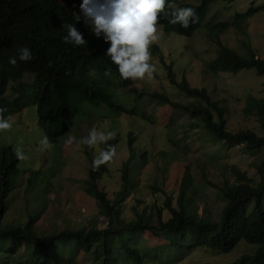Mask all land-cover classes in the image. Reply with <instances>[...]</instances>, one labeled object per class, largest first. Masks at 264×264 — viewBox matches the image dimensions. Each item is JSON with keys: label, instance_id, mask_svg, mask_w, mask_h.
Instances as JSON below:
<instances>
[{"label": "trees", "instance_id": "16d2710c", "mask_svg": "<svg viewBox=\"0 0 264 264\" xmlns=\"http://www.w3.org/2000/svg\"><path fill=\"white\" fill-rule=\"evenodd\" d=\"M235 1L169 0L193 7L199 19L184 29L161 16L163 37L191 38L205 29L216 54L204 62V72L222 76L254 70L264 76V59L248 41L237 38L236 48L222 41L230 30L245 35L250 19L262 6L250 2L245 10L236 9L210 23L212 4ZM75 17L64 0H0V107L7 110L5 116H15L35 105L37 126L55 144L56 153L63 136L72 134L78 141L95 125L106 123L117 133L109 143L127 149L118 169L120 183L109 194L102 182L110 173L109 164L92 169L94 156L107 145H81L86 177L79 180L80 188L95 214L86 222L70 220L62 213L45 217L46 195L55 187L57 176L56 154L46 167L49 172L20 168L22 161L0 131V264H80L88 257L92 264H172L198 247L229 253L240 242L255 249L248 252V248L237 264H264V98L249 94L242 110L244 116L256 119L260 132L245 126L233 131L224 100L213 98L206 86L190 84L186 64L179 74L177 64L159 44L150 45L151 61L165 75L168 91L121 79L106 55L109 44ZM64 24H74L87 43H65ZM21 46L31 50L32 59L18 60L13 66L9 57L17 56ZM106 68L111 75H104ZM90 69L96 70L95 76ZM26 75L32 79L25 81ZM121 115L153 125L156 139L167 143L160 152L165 155L164 164L155 166L145 184L151 203L144 201L139 189L141 172L152 157L151 145L140 148L134 130L115 129ZM191 135L202 142L204 152L189 159ZM206 143L213 144L208 151ZM231 147L253 155L255 175L230 161L227 150ZM173 162L177 166L169 172ZM36 177L42 178L36 181ZM204 187L215 192V213ZM20 197L23 219L8 218ZM100 221L105 224L102 228Z\"/></svg>", "mask_w": 264, "mask_h": 264}, {"label": "rangeland", "instance_id": "374dc122", "mask_svg": "<svg viewBox=\"0 0 264 264\" xmlns=\"http://www.w3.org/2000/svg\"><path fill=\"white\" fill-rule=\"evenodd\" d=\"M195 1L197 0H183V2ZM64 2L69 8L73 9L76 16L80 17L79 20L84 26L91 29L90 25L84 22L85 18L80 8L82 0H64ZM250 2H255L256 5L262 6L263 9L259 11L255 17L250 19L247 33L241 35L234 30H230L222 35V41L224 44L229 45V47L236 48L239 44L237 38L245 39L256 49L258 55L264 59V0H237L232 4L216 2L211 6L209 19L211 23L222 20V18H227L229 14H232L236 9L245 10ZM153 42L159 44L161 49L175 61L179 68V74L182 72V64H186L185 75L190 84L206 86L213 98L224 100L223 103L228 108L227 119L231 130L235 131L245 126L260 132L256 119L253 116H244L242 110L245 99L249 94L264 98V76H258L254 70H242L234 75L225 74L222 76H212L204 72V62L210 60L216 54V45L207 38L205 29L198 31L191 38L177 37V35L174 34L163 37L160 36L158 32L157 39ZM151 56L153 58L152 54ZM152 63L156 64V62ZM24 79L25 81H30L32 77L26 75ZM136 80L138 85H146L147 87L168 91L163 72L157 71L152 79ZM175 96L183 98L180 94H175ZM13 117L16 123L13 125L12 129L10 131H0L3 132L4 137L14 149L18 146L22 147L28 155L29 159L22 161L20 163V168H30L44 172L53 154H56L57 163L54 168L57 171V176L53 180L55 187L46 195V199L48 200L46 202L48 205V215H45V217H52L57 213H62L70 220L86 222V218L93 216L95 211L93 210V206H91L92 204H90L89 198L83 194L80 188L79 180L86 177L84 166L86 161L81 150V145L77 142H73L70 145L66 144L65 142L68 137L74 136L68 134L61 138L58 147L59 151L57 153L55 144H51L52 146L50 149L41 152L39 151V140L44 136V133L37 126L35 105L31 104L26 106L20 113H16ZM117 120L119 122L115 125V129L130 128L134 130L139 138L138 144L140 148L146 147L149 143L151 145L150 153L152 157L147 163V167L141 172V184L139 188L140 193L145 197L143 198L144 201L151 203L153 198L150 197L151 193L146 189L145 184L148 183L150 174H154L155 166L164 164L165 155L160 152H162L164 144L167 143L156 139V128L153 125L143 124L136 118H130L125 115H121ZM95 127L99 130L111 131L107 128L106 123L101 125L97 124ZM193 138L196 140H193ZM201 145L202 142L197 140L195 135H191L187 157L192 159L194 156L201 155L202 152H204ZM98 146H96V148H98ZM209 146H213V144L206 143L204 150L208 151ZM171 156L176 157L173 151ZM227 156L231 162L237 163L241 168L245 169L249 175H255L253 155L244 154L238 148L231 147L227 150ZM126 157L127 149L121 146L117 149L115 159L108 163L110 173L103 178L102 182L105 184V189L109 194L112 193L120 183V173L118 169ZM170 164L172 167L169 169V172H172L173 169L176 168L177 163L173 162ZM47 171L49 172L48 169ZM41 175H43V173ZM35 180L40 181L37 177ZM203 191L206 193V196L209 197L208 202L213 206V212L215 213L218 209L217 205L213 202L214 190L204 187ZM32 198L33 197H30V200H32ZM52 200L55 201L56 204H49ZM128 200L131 199L129 198ZM23 201L24 199H22V197L17 198L15 204L10 208L11 210L9 209L12 215H8V218L12 217L14 220L18 218L23 219ZM202 208L203 204L200 203V213H202ZM127 215H131V213L127 212ZM61 218H63V215L58 219L59 223L62 222ZM104 225L102 221L98 223V227L102 228ZM248 248V252H253L255 245H248L244 242H240L229 253H220L216 250L198 247L194 251L187 253L182 261L172 264H237L236 260L242 254L246 253ZM80 264H92L91 258L88 257L87 260H80Z\"/></svg>", "mask_w": 264, "mask_h": 264}, {"label": "clouds", "instance_id": "9594fccd", "mask_svg": "<svg viewBox=\"0 0 264 264\" xmlns=\"http://www.w3.org/2000/svg\"><path fill=\"white\" fill-rule=\"evenodd\" d=\"M80 8L84 15V22L90 25L96 37H103L109 44L106 55L110 57L111 63L116 66L121 79H152L157 67L152 63L150 45L157 39L159 32L163 36V27L160 17L168 19L172 25L179 24L187 29L198 22V15L193 7H180L169 0H82ZM171 9V11H168ZM75 19L79 21L80 17ZM66 35L63 41L75 46L87 43L83 34L74 24H64ZM17 56L9 57V63L13 66L19 61H30L31 50L26 46L17 48ZM92 76L96 75L95 69H90ZM104 75H111V69L106 68ZM7 110L0 107V130L10 131L16 123L11 115L5 116ZM114 131H103L93 127L87 136H70L66 144L77 142L94 148L100 144L107 145L100 149L92 161V169L97 170L101 166L112 162L117 155V148L109 141L116 139ZM51 142L47 135L39 140V151L43 152L51 148ZM14 155L20 161L29 159L22 147H16Z\"/></svg>", "mask_w": 264, "mask_h": 264}]
</instances>
